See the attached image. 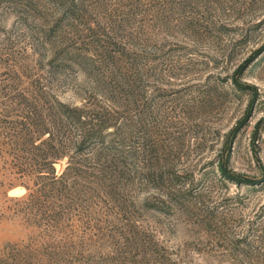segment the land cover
<instances>
[{
	"label": "rangeland",
	"instance_id": "obj_1",
	"mask_svg": "<svg viewBox=\"0 0 264 264\" xmlns=\"http://www.w3.org/2000/svg\"><path fill=\"white\" fill-rule=\"evenodd\" d=\"M75 1L83 16L72 40L94 48L95 39L114 38L154 57L147 65L146 99H155L162 128L176 140L177 169L190 175L182 186L189 195L184 208L167 214L131 209L139 222L182 264H264V0ZM32 4L38 8L29 22L39 31L23 23L12 4L0 5V48L9 52L0 62V111H19L11 98L38 81L49 96L81 106L94 93L92 78L78 69L52 76L44 67L55 47L41 42L42 27L55 23L60 9L52 0ZM99 89L98 101L124 110L122 100H108ZM6 151L0 147V252L42 238L31 209H64L61 201H31L34 182ZM66 162L59 161V172ZM156 195L134 189L138 201ZM90 202L73 209L92 210L94 225L109 224L114 202L102 196ZM74 242L98 264L119 263L106 259V238L91 243L80 232ZM81 261L90 264L86 257Z\"/></svg>",
	"mask_w": 264,
	"mask_h": 264
},
{
	"label": "trees",
	"instance_id": "obj_2",
	"mask_svg": "<svg viewBox=\"0 0 264 264\" xmlns=\"http://www.w3.org/2000/svg\"><path fill=\"white\" fill-rule=\"evenodd\" d=\"M52 2L61 13L48 29L42 27L41 42L55 47L44 67L52 76L78 69L92 78L95 94L92 92L83 105L74 106L49 96V87L38 81L11 98L21 106L19 111H0V147L14 157L18 172L33 180L29 198L39 205L56 206L61 201L64 207L31 209L42 238L26 247L15 243L6 247L0 252V264H83L84 257L90 264H98L94 255L84 256L82 245L75 250L80 247L74 242L80 232L91 243L106 238V259H119L118 264H182L171 259L131 210L167 214L174 207L184 208L189 196L182 186L190 175L176 167L180 158L176 140L162 128L155 99H146L147 65L154 57L133 51L114 38H97L94 48L72 40L70 32L78 19L82 21L81 3ZM4 4H12L23 23L38 30L37 23L29 22L31 12L38 8L32 0H0V5ZM3 51L9 54L0 48V62L5 60ZM100 87L106 90L108 100L109 96L122 100L124 110L116 111L113 105L98 101ZM65 158V167L59 172L57 164ZM140 186L157 192V197L138 201L134 189ZM101 196L114 202L112 207L117 209L106 226L91 223L92 210L73 209Z\"/></svg>",
	"mask_w": 264,
	"mask_h": 264
}]
</instances>
